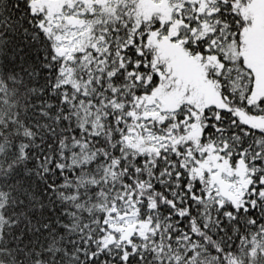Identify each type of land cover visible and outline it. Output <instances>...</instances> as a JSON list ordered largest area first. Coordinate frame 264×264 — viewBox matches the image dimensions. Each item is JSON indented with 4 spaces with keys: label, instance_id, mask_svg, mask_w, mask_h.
Instances as JSON below:
<instances>
[{
    "label": "snow or ice",
    "instance_id": "snow-or-ice-1",
    "mask_svg": "<svg viewBox=\"0 0 264 264\" xmlns=\"http://www.w3.org/2000/svg\"><path fill=\"white\" fill-rule=\"evenodd\" d=\"M0 264H264V0H0Z\"/></svg>",
    "mask_w": 264,
    "mask_h": 264
}]
</instances>
